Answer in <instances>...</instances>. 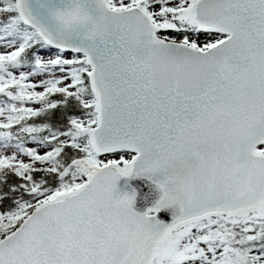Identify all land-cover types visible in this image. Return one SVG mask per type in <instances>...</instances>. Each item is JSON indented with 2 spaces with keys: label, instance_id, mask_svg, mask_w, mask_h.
Wrapping results in <instances>:
<instances>
[{
  "label": "snow or ice",
  "instance_id": "snow-or-ice-1",
  "mask_svg": "<svg viewBox=\"0 0 264 264\" xmlns=\"http://www.w3.org/2000/svg\"><path fill=\"white\" fill-rule=\"evenodd\" d=\"M0 264H264V0H0Z\"/></svg>",
  "mask_w": 264,
  "mask_h": 264
},
{
  "label": "water",
  "instance_id": "water-1",
  "mask_svg": "<svg viewBox=\"0 0 264 264\" xmlns=\"http://www.w3.org/2000/svg\"><path fill=\"white\" fill-rule=\"evenodd\" d=\"M146 184V181L143 179H129V178H121L118 182H117V191L120 193H123L125 191H129V185L133 188H139V186ZM146 205L141 201L140 197H137V203H136V207L137 210L139 211H143L144 207Z\"/></svg>",
  "mask_w": 264,
  "mask_h": 264
}]
</instances>
